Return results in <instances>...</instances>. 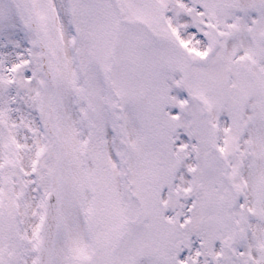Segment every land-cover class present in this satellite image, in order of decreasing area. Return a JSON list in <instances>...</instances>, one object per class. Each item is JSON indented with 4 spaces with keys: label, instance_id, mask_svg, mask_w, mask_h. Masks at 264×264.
I'll return each mask as SVG.
<instances>
[{
    "label": "snow or ice",
    "instance_id": "1",
    "mask_svg": "<svg viewBox=\"0 0 264 264\" xmlns=\"http://www.w3.org/2000/svg\"><path fill=\"white\" fill-rule=\"evenodd\" d=\"M0 264H264V0H0Z\"/></svg>",
    "mask_w": 264,
    "mask_h": 264
}]
</instances>
